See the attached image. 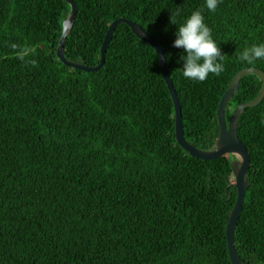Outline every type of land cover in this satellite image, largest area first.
Instances as JSON below:
<instances>
[{
	"label": "trees",
	"instance_id": "trees-1",
	"mask_svg": "<svg viewBox=\"0 0 264 264\" xmlns=\"http://www.w3.org/2000/svg\"><path fill=\"white\" fill-rule=\"evenodd\" d=\"M74 2L67 63L59 49L69 0H0V264H234L227 226L238 157L205 159L183 147L160 55L129 22L116 26L103 63L102 46L120 18L152 35L185 139L213 150L233 77L264 71V60L237 59L264 42V0H222L215 12L204 0ZM194 10L225 54L224 71L203 82L181 75L170 23ZM262 88L256 73L243 76L227 122ZM238 135L250 164L234 246L244 264H264V99L241 112Z\"/></svg>",
	"mask_w": 264,
	"mask_h": 264
},
{
	"label": "water",
	"instance_id": "water-1",
	"mask_svg": "<svg viewBox=\"0 0 264 264\" xmlns=\"http://www.w3.org/2000/svg\"><path fill=\"white\" fill-rule=\"evenodd\" d=\"M69 1L72 5V11H71L70 16L64 21V33L61 37L60 49H59V56L67 63L69 62L64 57V46H65L66 37L74 23L76 12H77L76 4L74 0H69ZM122 21L129 22V24L132 26L136 34L140 36L141 38H143L144 40H146L147 42H149L150 44H152V46H154V48L157 50L158 54L160 55V60L162 64V72L169 85V88H170V91H171V94L174 100L175 108H176L177 138L179 142L183 145V147L186 148L193 156L205 158V159L215 158L225 153H233V154H236V156L238 157V159L235 160L233 164V168H234V171L237 177L238 196H237V200L235 202L233 211L231 213L230 220L228 222L227 237H228V242H229V253H230L232 262L234 264H244L235 249L234 234H235L239 216L243 208V203L245 201V195H246V192L249 186V182L245 177V173L250 164V158H249V152H248L247 147L240 140L239 135H238V119H239L241 112L246 107L258 105L264 99V71L256 67H250V68L242 69L239 72H237V74L233 77L229 88L227 89V91L225 92V94L223 95L220 101V105L218 109V116H219L221 130H220V137L217 142V146L213 150L199 149L197 147L192 146L190 143H188V141L184 137L183 118H182L180 98L168 74V70L166 67V56L164 54V51L157 44L153 36L150 35L147 31H145V29L141 25H138L132 21H128L124 18H120L119 20L114 22L111 25L110 30L108 31V34L102 46V52H103L102 63L104 62V59H105L104 53L108 47V44L111 40L113 32L116 26L118 25V23ZM79 66L83 67L81 65ZM83 68L89 69L87 67H83ZM249 73H256L257 75L261 77V79L263 80V88L260 94L255 99L239 105L233 112L229 122H227L226 106L229 100L232 98V96L236 94V92L238 91L242 77Z\"/></svg>",
	"mask_w": 264,
	"mask_h": 264
},
{
	"label": "clouds",
	"instance_id": "clouds-1",
	"mask_svg": "<svg viewBox=\"0 0 264 264\" xmlns=\"http://www.w3.org/2000/svg\"><path fill=\"white\" fill-rule=\"evenodd\" d=\"M204 2L209 12H215L222 0H204ZM170 23L177 25L173 46L183 49L180 55V60L183 62L180 68L183 78L203 82L210 74L219 76L224 71L225 54L214 39L212 29L206 23L202 11L194 10L181 23L170 16ZM237 59L248 65L264 60V42L243 48L237 53Z\"/></svg>",
	"mask_w": 264,
	"mask_h": 264
}]
</instances>
